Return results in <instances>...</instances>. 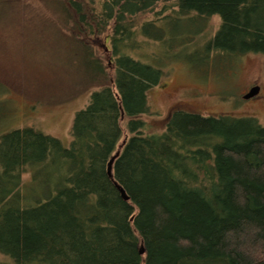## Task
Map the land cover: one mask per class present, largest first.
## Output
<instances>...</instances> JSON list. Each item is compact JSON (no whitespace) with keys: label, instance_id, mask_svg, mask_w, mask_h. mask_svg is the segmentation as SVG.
Wrapping results in <instances>:
<instances>
[{"label":"trees","instance_id":"trees-1","mask_svg":"<svg viewBox=\"0 0 264 264\" xmlns=\"http://www.w3.org/2000/svg\"><path fill=\"white\" fill-rule=\"evenodd\" d=\"M69 3L76 29L108 35L114 74L77 42L100 89L76 113L70 147L33 128L0 137V253L13 264H264V126L176 109L149 133L148 94L164 76L130 55L142 41L202 65L213 52L264 54V0ZM213 17L220 28L201 50Z\"/></svg>","mask_w":264,"mask_h":264},{"label":"rangeland","instance_id":"rangeland-1","mask_svg":"<svg viewBox=\"0 0 264 264\" xmlns=\"http://www.w3.org/2000/svg\"><path fill=\"white\" fill-rule=\"evenodd\" d=\"M78 20L69 0H0V137L33 128L70 147L76 113L100 89L78 64L77 42L86 44L108 74H114L108 35L88 38L84 27L76 29L73 24ZM220 25L219 17L211 18L194 45L204 50ZM141 46L130 55L160 69L164 76L148 94L152 114L142 119L149 133H162L176 109L204 116L254 117L264 126V54L213 52L210 63L202 65L203 60L195 58L188 63L179 61L186 50H171L168 43L142 41ZM253 87L260 88L259 95L246 100L244 96ZM122 126L114 158L129 136L126 122ZM0 264L13 262L0 253Z\"/></svg>","mask_w":264,"mask_h":264},{"label":"water","instance_id":"water-1","mask_svg":"<svg viewBox=\"0 0 264 264\" xmlns=\"http://www.w3.org/2000/svg\"><path fill=\"white\" fill-rule=\"evenodd\" d=\"M260 93V88L259 87H255L253 88L247 95H245V99L246 100H249V99H252L254 97H256L258 94ZM113 162V160H112ZM112 162L109 166V174L110 176H112ZM141 253H144V250H141Z\"/></svg>","mask_w":264,"mask_h":264},{"label":"flooded vegetation","instance_id":"flooded-vegetation-1","mask_svg":"<svg viewBox=\"0 0 264 264\" xmlns=\"http://www.w3.org/2000/svg\"><path fill=\"white\" fill-rule=\"evenodd\" d=\"M253 88H254V87H253ZM253 88H252V89H253ZM252 89H250V90H252ZM249 92H250V91H249ZM249 92H248V93H249ZM248 93H247V94H248Z\"/></svg>","mask_w":264,"mask_h":264}]
</instances>
